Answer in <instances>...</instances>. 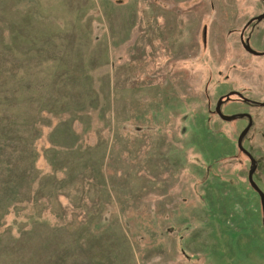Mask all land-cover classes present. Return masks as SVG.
<instances>
[{
  "label": "rangeland",
  "instance_id": "1",
  "mask_svg": "<svg viewBox=\"0 0 264 264\" xmlns=\"http://www.w3.org/2000/svg\"><path fill=\"white\" fill-rule=\"evenodd\" d=\"M225 2L0 0V264H264L245 122L214 112L264 101V54ZM220 111L252 114L264 193V106Z\"/></svg>",
  "mask_w": 264,
  "mask_h": 264
},
{
  "label": "flooded vegetation",
  "instance_id": "2",
  "mask_svg": "<svg viewBox=\"0 0 264 264\" xmlns=\"http://www.w3.org/2000/svg\"><path fill=\"white\" fill-rule=\"evenodd\" d=\"M223 1H226V0H223ZM233 1V4H228L227 2H225V6H228V7H232L234 9V12L236 13V20H233L231 21L230 23L233 24L232 27H233V30L229 31L230 32H234L236 31V42L241 45V47L243 48V50L248 53L246 50H245V46L248 45L249 46V43H250V39H251V36H252V32L258 28V27H261V24L264 22V0H247L249 2H252L251 4L249 5H252L254 7H257L258 10L260 11L258 14L254 15V16H251L250 18H248L245 23L242 25V27H240V19H239V14H240V9H241V4L239 3V1H242V0H232ZM212 6V5H211ZM222 7H224V4L222 5ZM253 7V8H254ZM206 29L204 27L203 29V35L205 33ZM250 47V46H249ZM251 48V47H250ZM254 51V50H253ZM262 53V52H261ZM250 54V53H248ZM252 55V54H251ZM229 93H234L233 95H230L228 99H226V95H228ZM222 98V102H221V106L220 108L222 107L223 104L231 101V102H234L236 104H243L245 106H248L250 108H253V107H260L261 103H263L264 101H256V100H252L250 98H247L245 97L244 95H242L239 91L237 90H231L229 91L228 93L220 96L218 98V100ZM217 100V102H218ZM216 102V103H217ZM263 107V106H262ZM215 109V107H214ZM215 112V110H214ZM221 112V111H220ZM216 114V113H215ZM223 114V113H222ZM217 115V114H216ZM223 115H226V114H223ZM232 115H235V119L236 120H242L245 122V125L243 126L242 129H240L238 132H237V135H236V147H237V150L247 159L248 163H249V169L247 171V183L249 185V187L255 192V194L258 195V198H259V203H260V209H261V226H262V231H263V235H264V221H263V218H264V215H263V210H262V205H261V199H260V195H259V192H261L263 195L264 193L261 191V189L257 186V184L254 182V173L256 171V168H257V160L253 157V155L248 151L246 150L243 145H242V141L247 137L248 133L250 132V130L253 128V123H254V119H253V116L250 112H241V113H236V114H232ZM227 116H230V115H227ZM218 117V116H217ZM219 118V117H218ZM220 119V118H219ZM221 120V119H220ZM234 120V119H233ZM222 121V120H221ZM231 121V120H230ZM223 122H229V121H223ZM248 124H250L249 128H248V131L246 132L245 135H243V137L241 138V147L246 151L247 154L243 153L240 148L238 147V138L241 134V132L248 126ZM251 159L253 161V164L251 163ZM250 169H254L253 170V173H252V182L254 183V185L258 188L259 192L256 191L250 184L249 180H248V173L250 171Z\"/></svg>",
  "mask_w": 264,
  "mask_h": 264
},
{
  "label": "water",
  "instance_id": "3",
  "mask_svg": "<svg viewBox=\"0 0 264 264\" xmlns=\"http://www.w3.org/2000/svg\"><path fill=\"white\" fill-rule=\"evenodd\" d=\"M245 50L254 55V56H260V55H263L264 52L262 53H259V52H256V51H253L248 45L245 46ZM234 93H229L228 95H226V99L229 98L230 95H233ZM221 102H222V98H220L218 100V102L216 103L215 105V113L217 114V116L222 120V121H230V120H233L235 119V115H230V116H227V115H223L221 112H220V106H221ZM261 106H264V102L260 104ZM250 124H248V126L241 132L239 138H238V147L240 148V150L247 154L246 151L241 147V138L243 137V135L246 134V132L248 131V128H249ZM251 163L253 164V161L251 159ZM253 170L254 169H250L249 173H248V180L251 184V186L259 192L258 188L254 185V183L252 182V173H253ZM259 195H260V199H261V205H262V210H263V215H264V195L259 192ZM263 221H264V218H263ZM264 225V224H263Z\"/></svg>",
  "mask_w": 264,
  "mask_h": 264
},
{
  "label": "trees",
  "instance_id": "4",
  "mask_svg": "<svg viewBox=\"0 0 264 264\" xmlns=\"http://www.w3.org/2000/svg\"><path fill=\"white\" fill-rule=\"evenodd\" d=\"M57 91H59V90H57Z\"/></svg>",
  "mask_w": 264,
  "mask_h": 264
}]
</instances>
